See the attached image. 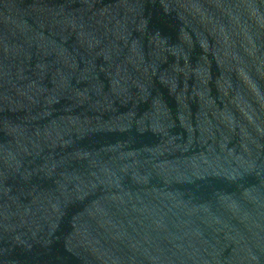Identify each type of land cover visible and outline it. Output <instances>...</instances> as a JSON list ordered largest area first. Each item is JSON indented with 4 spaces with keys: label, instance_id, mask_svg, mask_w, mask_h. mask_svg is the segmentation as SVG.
I'll list each match as a JSON object with an SVG mask.
<instances>
[{
    "label": "water",
    "instance_id": "95a60500",
    "mask_svg": "<svg viewBox=\"0 0 264 264\" xmlns=\"http://www.w3.org/2000/svg\"><path fill=\"white\" fill-rule=\"evenodd\" d=\"M0 264H264V0H0Z\"/></svg>",
    "mask_w": 264,
    "mask_h": 264
}]
</instances>
